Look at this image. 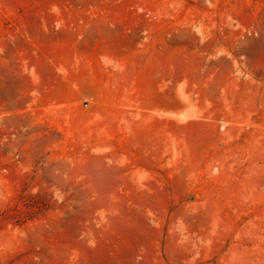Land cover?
Listing matches in <instances>:
<instances>
[{
  "label": "rangeland",
  "instance_id": "374dc122",
  "mask_svg": "<svg viewBox=\"0 0 264 264\" xmlns=\"http://www.w3.org/2000/svg\"><path fill=\"white\" fill-rule=\"evenodd\" d=\"M0 264H264V0H0Z\"/></svg>",
  "mask_w": 264,
  "mask_h": 264
}]
</instances>
